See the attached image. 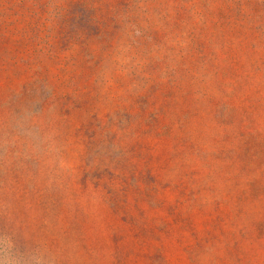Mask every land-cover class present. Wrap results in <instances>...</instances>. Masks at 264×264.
<instances>
[{
  "label": "rangeland",
  "instance_id": "obj_1",
  "mask_svg": "<svg viewBox=\"0 0 264 264\" xmlns=\"http://www.w3.org/2000/svg\"><path fill=\"white\" fill-rule=\"evenodd\" d=\"M5 239L25 264H264V0H0Z\"/></svg>",
  "mask_w": 264,
  "mask_h": 264
},
{
  "label": "clouds",
  "instance_id": "obj_2",
  "mask_svg": "<svg viewBox=\"0 0 264 264\" xmlns=\"http://www.w3.org/2000/svg\"><path fill=\"white\" fill-rule=\"evenodd\" d=\"M21 135H27L23 127L21 128ZM4 247L5 256L3 258H0V264H25V262L20 257L16 256L10 242L7 241V239H5L4 241Z\"/></svg>",
  "mask_w": 264,
  "mask_h": 264
}]
</instances>
